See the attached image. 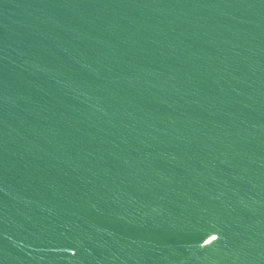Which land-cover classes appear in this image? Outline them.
Masks as SVG:
<instances>
[{
	"label": "water",
	"instance_id": "water-1",
	"mask_svg": "<svg viewBox=\"0 0 264 264\" xmlns=\"http://www.w3.org/2000/svg\"><path fill=\"white\" fill-rule=\"evenodd\" d=\"M0 264H264V0H0Z\"/></svg>",
	"mask_w": 264,
	"mask_h": 264
}]
</instances>
